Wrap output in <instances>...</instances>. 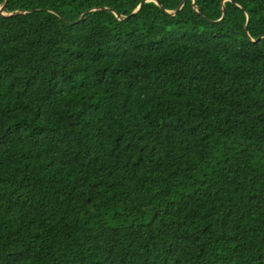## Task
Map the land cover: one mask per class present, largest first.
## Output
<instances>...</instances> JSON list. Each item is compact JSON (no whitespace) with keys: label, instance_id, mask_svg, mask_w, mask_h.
<instances>
[{"label":"trees","instance_id":"trees-1","mask_svg":"<svg viewBox=\"0 0 264 264\" xmlns=\"http://www.w3.org/2000/svg\"><path fill=\"white\" fill-rule=\"evenodd\" d=\"M4 1L0 264H264V0Z\"/></svg>","mask_w":264,"mask_h":264},{"label":"water","instance_id":"water-1","mask_svg":"<svg viewBox=\"0 0 264 264\" xmlns=\"http://www.w3.org/2000/svg\"><path fill=\"white\" fill-rule=\"evenodd\" d=\"M7 1H8V0H5V1L3 2V4L1 5V12H2V13L4 12L3 10H4V7H5L6 3H7ZM149 1H155L160 7L163 8V6H162V4H161V2H160L159 0H143V1L141 2V4L138 6V8L133 12V14H136V13H138L139 11H141L142 8L144 7V5H145L147 2H149ZM185 2H186V0H183V1L181 2V4L179 5V7L173 12V15H176V14L178 13L179 9H181V8L184 6ZM224 2H225V1H223V3H224ZM193 6H194V9L197 10V0H194V5H193ZM101 9L110 10V9H108V8H101ZM223 9H224V15H223V17H222L221 20H223V19L226 17V15H227V8H226L224 5H223ZM93 10H96V8L89 9L88 11H86V12L80 17L79 21H80V20H83V19L87 16V14H88L90 11H93ZM111 11L115 12L119 19H122V16L119 14V12H116V11H114V10H111ZM22 12H23V11H19L18 13H22ZM168 13H170V11H168ZM13 15H14V13H10L8 16H13ZM247 15H248V24H247V26H246V32L248 33V30H249V22H250L251 18H250V16H249V14H247Z\"/></svg>","mask_w":264,"mask_h":264},{"label":"rangeland","instance_id":"rangeland-1","mask_svg":"<svg viewBox=\"0 0 264 264\" xmlns=\"http://www.w3.org/2000/svg\"><path fill=\"white\" fill-rule=\"evenodd\" d=\"M4 11V10H3Z\"/></svg>","mask_w":264,"mask_h":264}]
</instances>
